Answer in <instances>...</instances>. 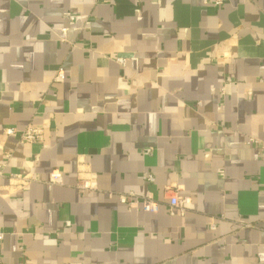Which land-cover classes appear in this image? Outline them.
<instances>
[{"label":"crops","instance_id":"1","mask_svg":"<svg viewBox=\"0 0 264 264\" xmlns=\"http://www.w3.org/2000/svg\"><path fill=\"white\" fill-rule=\"evenodd\" d=\"M203 1L0 0V264H264V0Z\"/></svg>","mask_w":264,"mask_h":264},{"label":"built area","instance_id":"2","mask_svg":"<svg viewBox=\"0 0 264 264\" xmlns=\"http://www.w3.org/2000/svg\"><path fill=\"white\" fill-rule=\"evenodd\" d=\"M204 4L207 3V0L203 1ZM224 3V0H213V5L221 6ZM66 16L70 20H74V16L66 14ZM64 33V30L62 31ZM119 64L124 66V60L118 59ZM63 80V72L58 71L54 81L61 82ZM3 134L5 136H17L18 142L21 144L33 145L36 143H40L43 140V130L39 127L28 125L22 130H17L14 128H4ZM250 144H257V142L253 139H249ZM3 165L0 166V178L3 176ZM80 176L77 179L76 186L81 190H94L93 181L94 179L90 176L85 175L83 172L79 174ZM14 179H17L21 182H26V177L20 175H13ZM147 182H152V177L150 175L146 176ZM62 181V175L58 171H52L48 177V183L50 184H60ZM170 188L165 189V193H169ZM118 200L121 204L132 208L134 204L140 203L143 211L146 212H155L157 211L158 204L151 197H138L133 193L121 194L118 196ZM169 205V212L171 214H183L186 210L187 205L189 204V199L187 197H179L176 194L169 196L167 198ZM4 238V232L0 230V242Z\"/></svg>","mask_w":264,"mask_h":264}]
</instances>
